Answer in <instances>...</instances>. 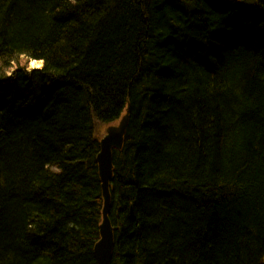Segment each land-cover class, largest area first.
Here are the masks:
<instances>
[{"label":"trees","instance_id":"obj_1","mask_svg":"<svg viewBox=\"0 0 264 264\" xmlns=\"http://www.w3.org/2000/svg\"><path fill=\"white\" fill-rule=\"evenodd\" d=\"M128 111L112 264H264V0H0V264H98Z\"/></svg>","mask_w":264,"mask_h":264},{"label":"water","instance_id":"obj_2","mask_svg":"<svg viewBox=\"0 0 264 264\" xmlns=\"http://www.w3.org/2000/svg\"><path fill=\"white\" fill-rule=\"evenodd\" d=\"M119 126H109L106 135L99 141L101 151L98 157L99 175L102 180L103 198L105 200L103 223L100 227L101 240L95 246L94 254L98 264H112L115 249V231L109 219L111 212L110 185L114 176V152L121 151L125 145V138L129 127V111L120 120Z\"/></svg>","mask_w":264,"mask_h":264},{"label":"rangeland","instance_id":"obj_3","mask_svg":"<svg viewBox=\"0 0 264 264\" xmlns=\"http://www.w3.org/2000/svg\"><path fill=\"white\" fill-rule=\"evenodd\" d=\"M244 1V0H243ZM23 67H26V70H40V68L42 67V63L41 62H37V61H27L26 59L22 58V64ZM119 122L117 123H113V124H109V125H104L101 123H98L97 128H96V134H97V138L98 140H101L105 135H106V130L109 128V126H119Z\"/></svg>","mask_w":264,"mask_h":264}]
</instances>
